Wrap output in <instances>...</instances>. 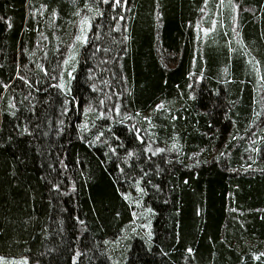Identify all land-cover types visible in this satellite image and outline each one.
Masks as SVG:
<instances>
[{"label": "trees", "instance_id": "16d2710c", "mask_svg": "<svg viewBox=\"0 0 264 264\" xmlns=\"http://www.w3.org/2000/svg\"><path fill=\"white\" fill-rule=\"evenodd\" d=\"M0 257L264 264V0H0Z\"/></svg>", "mask_w": 264, "mask_h": 264}, {"label": "rangeland", "instance_id": "374dc122", "mask_svg": "<svg viewBox=\"0 0 264 264\" xmlns=\"http://www.w3.org/2000/svg\"><path fill=\"white\" fill-rule=\"evenodd\" d=\"M206 13L207 11L203 13V16ZM90 28H91V22L89 21V19L86 18L85 15H82L81 23L79 26V34L76 37V41L84 43L87 40ZM76 54H77V46H73L71 51L67 54L66 63H71L74 60ZM5 259L4 257L3 258L0 257V264H37V263H32L28 257H22L19 259H12V260L9 258L7 260Z\"/></svg>", "mask_w": 264, "mask_h": 264}, {"label": "snow or ice", "instance_id": "6c2138e0", "mask_svg": "<svg viewBox=\"0 0 264 264\" xmlns=\"http://www.w3.org/2000/svg\"><path fill=\"white\" fill-rule=\"evenodd\" d=\"M189 251H191V250H189Z\"/></svg>", "mask_w": 264, "mask_h": 264}]
</instances>
